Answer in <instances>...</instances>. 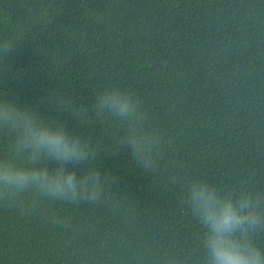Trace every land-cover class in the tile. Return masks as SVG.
<instances>
[{"label": "trees", "instance_id": "1", "mask_svg": "<svg viewBox=\"0 0 264 264\" xmlns=\"http://www.w3.org/2000/svg\"><path fill=\"white\" fill-rule=\"evenodd\" d=\"M0 37V95L91 140L108 177L94 204L0 203V264H204L185 185L264 191V0H0ZM113 85L160 137L152 168L92 108Z\"/></svg>", "mask_w": 264, "mask_h": 264}, {"label": "clouds", "instance_id": "2", "mask_svg": "<svg viewBox=\"0 0 264 264\" xmlns=\"http://www.w3.org/2000/svg\"><path fill=\"white\" fill-rule=\"evenodd\" d=\"M13 43V38L0 37V55ZM55 102L73 118L84 115V109L64 97L56 96ZM92 108L119 125L118 148L142 168L154 166L160 137L145 123L146 111L133 92L106 87L97 92ZM3 138L8 147L0 153V203L84 200L94 204L103 196L108 177L91 166L98 147L64 122L42 119L9 94L0 95ZM185 188L183 201L202 225L204 264H264V191L247 185L224 189L205 179H193Z\"/></svg>", "mask_w": 264, "mask_h": 264}]
</instances>
